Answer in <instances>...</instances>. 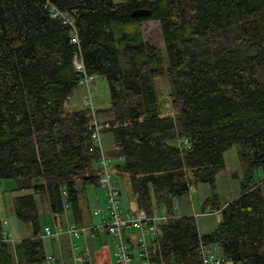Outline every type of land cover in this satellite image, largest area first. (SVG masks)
Wrapping results in <instances>:
<instances>
[{
    "label": "trees",
    "instance_id": "trees-1",
    "mask_svg": "<svg viewBox=\"0 0 264 264\" xmlns=\"http://www.w3.org/2000/svg\"><path fill=\"white\" fill-rule=\"evenodd\" d=\"M48 6L60 16L51 18ZM137 9L148 15L130 17ZM142 21L158 23L162 57L144 40ZM74 56L87 75L106 81L108 108L93 109L116 123L100 132L111 135L103 155L112 160V174L127 179L137 207L169 209L191 185L213 189L222 154L239 145L238 196L222 206L214 193L203 200L202 208L220 214L206 235L197 234L191 216L167 220L161 258L197 264L201 241L216 245L224 261L261 264L264 0H0V179L30 191L13 198L12 212L31 230L12 245L0 238V264H42L43 227H87L92 216L106 214L99 152L87 130L90 111L64 110L81 78ZM162 74L174 117L159 114L152 80ZM177 139L186 146L172 143ZM86 186L93 187V202ZM36 198L45 202L51 225H39ZM3 222L0 232H9Z\"/></svg>",
    "mask_w": 264,
    "mask_h": 264
},
{
    "label": "built area",
    "instance_id": "built-area-1",
    "mask_svg": "<svg viewBox=\"0 0 264 264\" xmlns=\"http://www.w3.org/2000/svg\"><path fill=\"white\" fill-rule=\"evenodd\" d=\"M51 18L60 14L53 7L48 6ZM71 42H75L72 36ZM72 67L81 75L79 84L86 90L83 106L90 111L87 124L89 138L99 152L98 185L104 190L106 214L100 220L87 227H69L62 231L57 222L52 228L43 227L39 238L42 242V264H173L164 261L160 256L159 241L161 226L171 219L164 206H155L148 211L137 207L125 208L119 205L118 193L111 179L109 160L103 155L100 141L101 130L115 127L112 121H99L93 113L88 93V86L96 75H87L81 62L76 56L72 59ZM212 212H207L210 214ZM0 224H4L0 221ZM1 240L12 245L14 239L5 230L0 232ZM48 241V245L44 244ZM108 243L110 250H108ZM199 243L197 264H223L221 256L214 255L206 249V245ZM97 244V247H95ZM261 264H264V260Z\"/></svg>",
    "mask_w": 264,
    "mask_h": 264
},
{
    "label": "rangeland",
    "instance_id": "rangeland-1",
    "mask_svg": "<svg viewBox=\"0 0 264 264\" xmlns=\"http://www.w3.org/2000/svg\"><path fill=\"white\" fill-rule=\"evenodd\" d=\"M114 3H118L121 0H112ZM140 30L145 41L154 46L158 51L160 57H162L163 47L162 40L159 34L158 23L154 21H142L140 22ZM153 86L156 93L157 106L160 115L174 117L177 109L171 103L169 97V86L167 77L162 74L153 78ZM88 93L90 96L92 108L95 111L104 110L108 108V89L106 81L101 76H96L94 81L88 86ZM86 90L84 86L78 85L72 90L70 96L64 103V110H80L84 109L83 102L86 99ZM99 121L103 122L108 120V114L100 113L96 114ZM101 145L103 152L111 150V135L108 132H103L100 135ZM178 147H185L186 143L184 140L177 139L172 142ZM239 145L232 144L222 154L223 167L216 173L214 177V187L210 189L207 184H195L188 188L187 194L182 197L173 198L169 209L164 206L171 218H178L181 216H191L194 218L196 232L198 235H206L211 232L220 220V214L213 212L207 214L209 211L208 207L202 208V202L211 193H214L219 206L235 199L240 192V185L244 181L243 168L238 159ZM112 160L109 159V165L112 166ZM111 179L119 190V205L125 208H133L135 203L133 197L128 189L127 179L119 177L111 173ZM261 179L260 169L253 171L252 182H258ZM17 183L12 179H0V220L6 222V229L9 231L14 239L18 241L22 238L29 237L31 230L28 225L18 221L12 212V201L15 196L30 193L26 190H16ZM93 187L86 186L85 192L87 195L92 194ZM99 197V193L97 192ZM38 221L39 225H51L52 219L49 215L45 202L42 199L36 198ZM81 206V201H80ZM155 207V206H152ZM151 207V208H152ZM91 220L95 223L96 217L92 216ZM88 221V220H86ZM44 244L47 246L48 241L44 240ZM97 247V244H95ZM108 250H110V244L108 243ZM216 256H221L219 249L216 245H208L206 247ZM223 264H232L229 261H224Z\"/></svg>",
    "mask_w": 264,
    "mask_h": 264
},
{
    "label": "water",
    "instance_id": "water-1",
    "mask_svg": "<svg viewBox=\"0 0 264 264\" xmlns=\"http://www.w3.org/2000/svg\"><path fill=\"white\" fill-rule=\"evenodd\" d=\"M148 15L147 10L137 9L130 13V17H146Z\"/></svg>",
    "mask_w": 264,
    "mask_h": 264
},
{
    "label": "crops",
    "instance_id": "crops-1",
    "mask_svg": "<svg viewBox=\"0 0 264 264\" xmlns=\"http://www.w3.org/2000/svg\"><path fill=\"white\" fill-rule=\"evenodd\" d=\"M65 104H66V102H65ZM88 199H90L91 200V202H93V199H92V196L91 195H88ZM225 204V203H224ZM217 213H219V211H216ZM213 213V212H212Z\"/></svg>",
    "mask_w": 264,
    "mask_h": 264
}]
</instances>
